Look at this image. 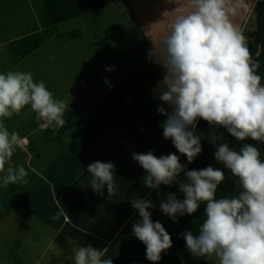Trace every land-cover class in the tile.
I'll use <instances>...</instances> for the list:
<instances>
[{"label":"crops","instance_id":"obj_1","mask_svg":"<svg viewBox=\"0 0 264 264\" xmlns=\"http://www.w3.org/2000/svg\"><path fill=\"white\" fill-rule=\"evenodd\" d=\"M264 0H227L231 22L249 38L257 28L256 6ZM194 10L191 0H0V73L32 72L55 98L69 104L59 132L41 130L26 107L3 121L19 134L13 163L28 171L27 184L0 185V264H74L67 259L72 241L107 248L102 259L113 264H153L146 246L132 233L140 217L131 201L151 200L153 222L172 238V247L155 264H175V248L206 205L176 221L160 209L172 186H145L146 171L132 158L149 150L160 157L175 153L186 170L211 165L208 123L194 129L202 152L189 163L171 139L163 137L165 116L147 75L158 83L166 69L158 48L177 16ZM264 83V39L254 59ZM223 140L238 151L252 143L264 159V143L237 141L226 129ZM95 161L115 166V195L93 191L87 166ZM212 166V165H211ZM2 175V174H0ZM233 176V175H232ZM234 177V176H233ZM237 182L236 196L240 187ZM59 215V219H53ZM216 264L215 258H207ZM214 260V261H213Z\"/></svg>","mask_w":264,"mask_h":264},{"label":"clouds","instance_id":"obj_2","mask_svg":"<svg viewBox=\"0 0 264 264\" xmlns=\"http://www.w3.org/2000/svg\"><path fill=\"white\" fill-rule=\"evenodd\" d=\"M194 10L176 17L169 33L158 48L157 62L166 69L158 84L159 99L168 107L157 111L166 119L163 137L171 139L178 152L192 163L202 152L201 136L195 134L200 119L213 129L224 128L237 141L264 143V83L257 74L249 48V38L230 20L227 0H191ZM28 107L35 114L41 130L59 132L67 123L69 104L55 98L43 80L34 81L33 73H0V185L29 181L28 171L13 163L19 134L3 123ZM210 140L216 146L215 160L237 178L240 191L233 197H216L225 179L220 168L211 165L200 170H186L180 157L169 153L157 157L151 150L133 153L132 158L146 171L145 186L159 190L172 186L181 173L179 191L167 194L160 203L164 215L176 221L194 214L201 204L205 218L196 233H184L187 250L196 258H215L216 264H264V159L252 143L237 151L213 131ZM90 186L103 195H115V166L95 161L87 166ZM140 219L132 233L146 246V258L153 264L172 247V238L159 222H153L151 200L131 201ZM53 219H59V215ZM72 243L67 259L74 264H113L102 259L107 248L98 249Z\"/></svg>","mask_w":264,"mask_h":264},{"label":"trees","instance_id":"obj_3","mask_svg":"<svg viewBox=\"0 0 264 264\" xmlns=\"http://www.w3.org/2000/svg\"><path fill=\"white\" fill-rule=\"evenodd\" d=\"M255 15L257 21V28L254 32H252L249 35V48L252 53L253 61L257 56L260 49V45L264 39V2H261L256 6ZM147 78L152 89L154 90V93L158 99L160 106H164L167 108L168 106L165 105L159 99V94H158L159 83L155 74L148 73ZM222 129L223 128L220 127L214 130L213 127L208 124L209 147L207 149V158L209 159L213 168H220L225 173V179L218 186L216 192L217 198L232 197V195L236 192L237 189V182L230 173V171L225 169L222 164H219L214 157L216 146L214 143L211 142L210 134H212L213 131H215V134L219 136ZM204 218H205V211L202 212L199 219L195 223L191 224L185 232L192 231L193 233H196L199 228V225L203 222ZM174 259H175V264H205L207 260V258H196L187 250L184 236L180 239V241L178 242L175 248Z\"/></svg>","mask_w":264,"mask_h":264},{"label":"rangeland","instance_id":"obj_4","mask_svg":"<svg viewBox=\"0 0 264 264\" xmlns=\"http://www.w3.org/2000/svg\"><path fill=\"white\" fill-rule=\"evenodd\" d=\"M214 261V260H213ZM210 264H213V262H211V260H210V262H209Z\"/></svg>","mask_w":264,"mask_h":264}]
</instances>
